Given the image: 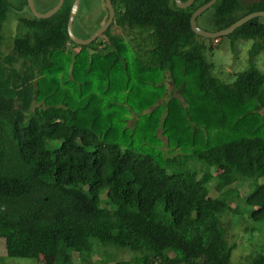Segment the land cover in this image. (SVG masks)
<instances>
[{
    "label": "trees",
    "instance_id": "16d2710c",
    "mask_svg": "<svg viewBox=\"0 0 264 264\" xmlns=\"http://www.w3.org/2000/svg\"><path fill=\"white\" fill-rule=\"evenodd\" d=\"M208 1L181 9L174 0H111L110 27L76 45L66 29L73 0L48 18L16 14L6 39L12 3L0 0V238L8 257L92 264L102 248L129 252L112 264H264V248L249 263L231 261L221 216L234 209L209 194L211 183L219 195L264 178V17L216 39H228L235 56L252 41L246 67L220 78L207 57L212 39L189 22ZM255 11L264 0H216L197 24L219 31ZM245 203L252 220H264V182Z\"/></svg>",
    "mask_w": 264,
    "mask_h": 264
},
{
    "label": "rangeland",
    "instance_id": "374dc122",
    "mask_svg": "<svg viewBox=\"0 0 264 264\" xmlns=\"http://www.w3.org/2000/svg\"><path fill=\"white\" fill-rule=\"evenodd\" d=\"M53 0H34L38 11H44L49 5H54ZM12 6L10 7L7 19L3 25V35L6 38L12 37L11 34L16 32L15 22L16 14L29 15L30 11L27 5L22 6L18 11L15 8L19 6L22 0H10ZM16 6V7H15ZM106 17V7L104 0H80L78 12L73 21V33L80 38L85 37V33L92 31L98 27ZM200 23V22H199ZM200 28L206 30V26L199 24ZM113 33H120V28L115 24L112 26ZM12 39V38H11ZM12 41V40H11ZM252 41L246 40L240 42L239 53L237 57L230 48L228 39H223L221 42L212 39V53H207L208 59H211L216 67L214 72L220 78L231 75L234 71H241L246 67L244 58L246 59V52L250 47ZM78 49V48H77ZM75 49V51L77 50ZM245 55V57H244ZM257 64L259 69L264 73V55L260 54L257 57ZM234 75H231V79ZM171 87V84H169ZM170 89V88H169ZM167 97H164V100ZM264 178H253L247 182H238L230 185L222 193L217 195L213 188V184L209 186V194L212 197L218 196L224 199L226 203L233 208L232 211H227L222 214L221 221L226 227V238L230 245H234L231 253V261L233 263L245 262L249 263L251 255L262 251L264 248V220L256 222L250 217L252 207L245 203V196L251 192L258 184L263 183ZM106 250V249H105ZM98 251V252H97ZM103 249H97L90 257L92 264H101L100 259H106L109 263H114L119 260H128L130 254L128 251L121 249L109 250L103 253ZM74 258L78 261L79 258L75 254ZM47 259V256L42 254L38 260L31 258L8 257L4 240L0 238V264H42ZM79 262V261H78Z\"/></svg>",
    "mask_w": 264,
    "mask_h": 264
},
{
    "label": "water",
    "instance_id": "95a60500",
    "mask_svg": "<svg viewBox=\"0 0 264 264\" xmlns=\"http://www.w3.org/2000/svg\"><path fill=\"white\" fill-rule=\"evenodd\" d=\"M63 1L64 0H57L56 4L53 5L51 8H49L46 11H38L36 6H35L34 0H26V3H27V7H28L31 15L34 16L35 18L42 19V18H48V17L52 16L54 13H56L61 8ZM174 2L178 8L185 9V8L191 6L192 3L194 2V0H186V1L174 0ZM215 2H216V0H209L207 3L201 5L200 7L196 8L192 12L189 22H190V28L194 34L201 36V37H204V38L216 40L222 36H225V35L232 33L237 27L241 26L242 24H244L245 22H247L253 18L264 17V11H255V12H252L248 15L241 17L240 19H238L237 21H235L234 23H232L229 27H227L225 29H222L219 31H207V30L202 29L198 26L197 18L204 11L208 10ZM104 4H105L106 10L108 12V16H107V19L105 20V22L101 26H99L97 29H95L87 38H80V37H77L73 33V21H74V18L78 12L80 0H73L72 5L70 7L67 23H66V29H67L69 39L74 44H76V45L90 44L95 39L100 37L110 27V25L112 24V22L114 20L115 9H114V6H113L111 0H104Z\"/></svg>",
    "mask_w": 264,
    "mask_h": 264
},
{
    "label": "flooded vegetation",
    "instance_id": "af4514ba",
    "mask_svg": "<svg viewBox=\"0 0 264 264\" xmlns=\"http://www.w3.org/2000/svg\"><path fill=\"white\" fill-rule=\"evenodd\" d=\"M56 2H57V1H56ZM55 4H56V3H55ZM55 4H54V5H55ZM52 6H53V5H52ZM52 6H51V7H52ZM51 7H50V8H51Z\"/></svg>",
    "mask_w": 264,
    "mask_h": 264
}]
</instances>
